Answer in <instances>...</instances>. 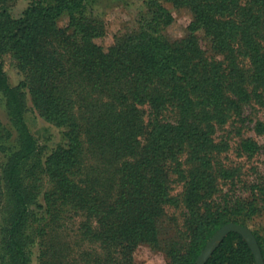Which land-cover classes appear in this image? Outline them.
Returning <instances> with one entry per match:
<instances>
[{"label":"trees","instance_id":"obj_1","mask_svg":"<svg viewBox=\"0 0 264 264\" xmlns=\"http://www.w3.org/2000/svg\"><path fill=\"white\" fill-rule=\"evenodd\" d=\"M89 2L31 0L19 18L6 20L5 41L23 79L10 84L0 49V94L11 124L0 120L6 153L0 160V264H30L28 245L35 241L40 264H136L140 242L161 245L164 205L171 199L167 164L187 148L199 155L208 146L210 120L251 96L236 62L225 68L214 55L236 48L250 59V82L264 83V0H148L139 29L111 44L97 41L105 29L87 14ZM166 3L191 12L185 36L165 33L175 20ZM4 7L0 0V20L7 16ZM64 14L69 22L61 26ZM28 96L41 116L66 128L67 145L45 157L25 120ZM168 112L174 121H164ZM189 188L206 197L211 168L192 171ZM258 190L264 197V185ZM203 203L201 236L181 264H195L224 224L248 226L260 209L252 199ZM65 211L83 214V237L98 241L102 253L71 256L61 231ZM252 231L264 257V238ZM206 264L256 261L246 239L232 231Z\"/></svg>","mask_w":264,"mask_h":264},{"label":"rangeland","instance_id":"obj_2","mask_svg":"<svg viewBox=\"0 0 264 264\" xmlns=\"http://www.w3.org/2000/svg\"><path fill=\"white\" fill-rule=\"evenodd\" d=\"M147 1L91 0L88 3L87 14L95 17L105 29V35L97 38V41L111 44L118 36L138 30L139 18L146 10ZM1 2L7 13V16L0 20L1 57L10 84L16 86L23 79V74L17 67L11 45L5 41L6 20L9 17L19 18L31 0H1ZM166 5L172 10L175 20L165 28V33L173 38L185 36L192 19L191 12L185 8H175L170 3ZM68 22V14L58 19L61 26ZM200 38L202 47L208 49V40L201 36ZM260 43L264 47V36L260 39ZM235 49L230 54L218 53L214 57L225 68H229L232 61L236 62L238 73L243 75L241 77L251 96L245 102L236 101L237 105L225 107L223 113L210 120L213 130L208 135V146L203 148L199 155L193 156L190 148H187L178 153L177 159L167 164L168 191L171 199L164 205V216L160 224L161 245L156 247L145 241L140 242L134 250L136 264H181L188 245L201 233L197 231V227L201 214L206 208L204 200L215 205L232 204L239 200H256L260 208L259 212L248 219L247 223L251 230H255L264 238V197L258 190V186L264 185V83L258 85L250 82V59ZM207 54L212 56L213 52L207 50ZM227 95L237 100L231 91H228ZM141 107L146 109L148 120V106ZM0 120L5 126L11 127L5 99L1 94ZM25 120L35 135L38 149L44 157L58 146L67 145L64 134L66 128L57 126L41 116L30 96H28ZM174 120L175 115L172 112L165 115L164 121ZM0 158V160L6 158V153L2 150H0ZM205 166L211 168L213 188L206 197H203L190 190L189 182L191 172L203 170ZM44 185L47 189L50 184L45 180ZM40 201L44 202L43 196H40ZM83 219V214L73 211H65L62 214L61 231L71 247V256L74 257L81 250L103 252L98 241L91 242L83 237L80 229ZM28 251L30 264H40L39 241L28 245Z\"/></svg>","mask_w":264,"mask_h":264},{"label":"water","instance_id":"obj_3","mask_svg":"<svg viewBox=\"0 0 264 264\" xmlns=\"http://www.w3.org/2000/svg\"><path fill=\"white\" fill-rule=\"evenodd\" d=\"M232 231L240 233L246 239L254 254L256 264H264L262 250L254 232L248 226L234 221L224 224L216 231L207 241L195 264H206L219 243Z\"/></svg>","mask_w":264,"mask_h":264}]
</instances>
